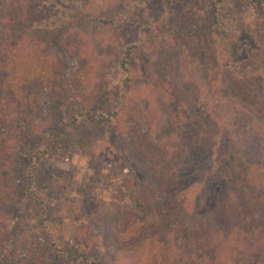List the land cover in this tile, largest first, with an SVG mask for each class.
Instances as JSON below:
<instances>
[{
  "label": "trees",
  "instance_id": "trees-1",
  "mask_svg": "<svg viewBox=\"0 0 264 264\" xmlns=\"http://www.w3.org/2000/svg\"><path fill=\"white\" fill-rule=\"evenodd\" d=\"M78 1L93 7L104 0ZM220 2L212 4V24ZM248 2L264 4V0ZM59 3L56 12L63 6ZM170 3L143 0L140 6L160 21L159 15L171 11ZM51 8L54 5L46 0H0V169L10 164L17 146L4 117L3 100L34 108L42 92L49 91L52 107L65 104L71 122L88 118L104 125L110 138L121 140L148 173L144 182L126 177L123 196L130 201L129 208L93 210L95 225L78 229L76 244L87 249L98 246L111 264H264V163L251 155L252 115H264V97L258 94L255 75L234 73L232 61L215 46L212 24L197 25L198 31L188 33L189 25L198 24L192 17L193 21L177 24L178 40L154 54L148 52L153 45L143 36L120 59V48L113 47L106 57L118 55L116 106L90 113L74 101L61 55L78 58L85 66L98 55L87 39L69 32L60 36L56 53L44 47L36 25L49 17ZM152 23L147 21V27ZM102 40L105 52L110 39ZM139 51L146 54L144 72L134 66ZM181 53L198 56L207 81L205 97L182 81ZM142 101L158 110L147 105L143 111L147 127L139 114ZM226 104L231 113L240 108L246 121L237 118L228 126ZM165 115L171 127L160 133L167 127ZM44 140L29 147L32 166L47 154ZM5 188L11 191V184L4 182ZM47 218L39 219V226L50 243H35L26 255L15 256V264H48L49 259L68 256L56 243ZM79 256L88 264H102Z\"/></svg>",
  "mask_w": 264,
  "mask_h": 264
},
{
  "label": "rangeland",
  "instance_id": "rangeland-1",
  "mask_svg": "<svg viewBox=\"0 0 264 264\" xmlns=\"http://www.w3.org/2000/svg\"><path fill=\"white\" fill-rule=\"evenodd\" d=\"M46 1L54 8L48 18L36 25V35L43 46L56 53L60 36L69 32L73 37L87 39L98 55L91 66H85L78 58L61 55L67 87L74 101L93 113L111 111L117 103L118 55L106 57L113 47L120 48V59L130 44L139 42L143 36L146 43L153 45L148 52L154 54L177 39L175 28L179 21L190 22L192 17L196 18L198 24L189 25L188 33L197 30V25H211V7L215 0H168L171 11L159 15L160 21L153 19L151 10L148 12L140 6L143 0H104L93 7L78 0ZM57 2L63 5L59 12H56ZM147 21L153 23L147 27ZM212 30L216 48L227 61H232L234 73L255 75L258 94L264 97V4L221 0ZM199 32L202 35V28ZM106 37L110 39L109 48L102 52V39L107 41ZM136 55L137 70H148L145 52L139 51ZM179 60L182 81H187L197 96L205 97L207 81L198 56L181 53ZM147 105L158 111L149 101L141 102L139 114L145 127L148 125L142 114ZM230 109L226 104L224 116L228 126L232 127L237 118L246 121L240 108L232 111L236 116ZM2 110L12 126L13 142L17 146L10 164L0 169V264H15V256L26 255L35 243H50V237L39 226V219L46 216L56 243L68 255L49 259L48 264H88L80 254H85L89 261L111 264L98 246L87 249L76 244L75 233L82 227L95 225L93 210L129 208L130 201L123 196V180L131 177L144 182L147 170L131 157L121 140L110 138L104 125L88 118L71 122V113L65 104L59 102L52 107L49 91L42 92L40 103L34 108L3 100ZM167 118L165 115L163 119L167 127L160 133H167L171 127ZM251 123V155L264 163V115L253 114ZM42 139L47 144V154L37 166H32L29 147L41 145ZM4 182L11 184V191L4 189ZM4 239L6 245H2Z\"/></svg>",
  "mask_w": 264,
  "mask_h": 264
}]
</instances>
